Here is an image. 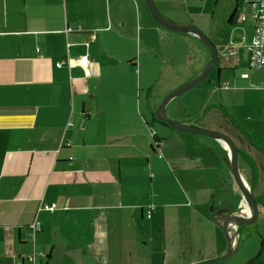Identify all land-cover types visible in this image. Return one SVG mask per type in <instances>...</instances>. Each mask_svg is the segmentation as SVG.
I'll use <instances>...</instances> for the list:
<instances>
[{
	"label": "crops",
	"instance_id": "crops-1",
	"mask_svg": "<svg viewBox=\"0 0 264 264\" xmlns=\"http://www.w3.org/2000/svg\"><path fill=\"white\" fill-rule=\"evenodd\" d=\"M154 1L206 35L220 25L214 75L166 114L231 137L264 209L251 9L240 19L241 0H217L213 11V0ZM201 42L161 26L144 0H0V264H199L225 253L214 216L243 200L226 146L154 122L162 100L205 68ZM226 119L238 131H225Z\"/></svg>",
	"mask_w": 264,
	"mask_h": 264
},
{
	"label": "water",
	"instance_id": "water-1",
	"mask_svg": "<svg viewBox=\"0 0 264 264\" xmlns=\"http://www.w3.org/2000/svg\"><path fill=\"white\" fill-rule=\"evenodd\" d=\"M144 1L150 15L157 23H159L161 26L171 31L192 34L196 36L209 48L211 52L210 60L208 61L204 71L201 72L196 78L181 85L179 88L169 93L162 100L160 105L157 107L155 111V119L158 122L163 123L169 128L174 129L178 132L209 137L217 141H220L223 145L226 146L227 151L229 152V156L226 160V163L229 166L230 172L235 180V183L237 184V186L239 187L240 191L243 194V200L239 210L228 213L222 212L214 216L215 222L220 226L226 238L227 250L220 257L199 264H217L228 259L236 250L239 244V238L241 235L240 229L242 228V226L256 219L258 212V204L256 201V197L254 195V191L252 187L244 180V178L242 177L239 171V164H238L239 153L234 141L228 135L222 132L203 129L195 125L180 123L170 119L166 114V106L172 98H175L183 93H186L188 90L192 89L199 83L208 79L209 74L212 72L214 66L218 61L219 49L218 46L214 42H212L208 38V36L197 26L192 24H179L172 22L161 14L154 0H144ZM238 10H239V6L237 5L233 10L232 14L230 15L229 20H231L237 14ZM245 200L249 204V209L247 211L244 210L243 208V202ZM262 245H264V243H262Z\"/></svg>",
	"mask_w": 264,
	"mask_h": 264
},
{
	"label": "rangeland",
	"instance_id": "rangeland-1",
	"mask_svg": "<svg viewBox=\"0 0 264 264\" xmlns=\"http://www.w3.org/2000/svg\"><path fill=\"white\" fill-rule=\"evenodd\" d=\"M221 3H222V5H224L226 3V0H221ZM210 4L213 6L212 7V11H213V8H215V6L217 5V0H213L212 3L210 2ZM224 24H225V21L223 22V25ZM213 27H214V25H213ZM218 27L219 28L216 31L217 35L216 34H207L208 38L214 43L218 40L217 36L219 35L218 33H219L220 28H221L220 25ZM201 43L204 44L203 42H201ZM205 47L208 49V51H210L206 45H205ZM210 57H211V53H210ZM209 60H210V58H209ZM206 66H207V64H206ZM204 69H203V71H204ZM213 71H212V74L210 73L211 76L214 75ZM228 71H230V70H228ZM228 71H227V69L222 71L223 81L226 79L225 74ZM249 72H251L253 75H258L261 78L258 80L259 83H262V82L264 83V70L251 69V70H249ZM215 73L216 74L218 73V67L215 69ZM210 74L208 76V79H210ZM208 79H206L205 81H208ZM205 81H203V82H205ZM203 82L199 83L198 85L202 84ZM198 85H196V86H198ZM190 90H188L186 92V98H183V100H185L184 102H188L189 101L187 99L188 96L190 94L192 95V93H194V91H195V90H193V88L191 91ZM224 121H225V125H224L223 129L225 131L226 130L227 131L230 130L233 132L238 131L236 128H234V126L231 124V122L228 119H226ZM199 128H202V127H199ZM239 171H240V168H239ZM240 173H241L242 177L244 178V180H246L243 173L241 171H240ZM261 186H262V184H260V183L256 185L257 188H260ZM261 237H264V209H263V207H261L259 205L256 219L245 224V227H244L242 234H241V238H239V240L241 239L239 249L237 251H234V253L228 259H226L223 262L217 263V264H264V247H263L264 245H262L264 240H262Z\"/></svg>",
	"mask_w": 264,
	"mask_h": 264
},
{
	"label": "built area",
	"instance_id": "built-area-1",
	"mask_svg": "<svg viewBox=\"0 0 264 264\" xmlns=\"http://www.w3.org/2000/svg\"><path fill=\"white\" fill-rule=\"evenodd\" d=\"M251 9L252 17L254 20V31L250 44L248 45L249 61L251 68L257 70H264V0H242L240 19L246 18L247 10ZM232 55L236 54L235 51L231 52ZM58 67L62 66V63L57 64ZM264 88V84H262ZM252 87H257L252 85ZM47 209H51L49 206H45ZM153 210V209H151ZM150 218V215H148ZM32 236L39 229V223L36 221L31 225ZM35 255L30 257V262H35Z\"/></svg>",
	"mask_w": 264,
	"mask_h": 264
},
{
	"label": "trees",
	"instance_id": "trees-1",
	"mask_svg": "<svg viewBox=\"0 0 264 264\" xmlns=\"http://www.w3.org/2000/svg\"><path fill=\"white\" fill-rule=\"evenodd\" d=\"M252 36H253V35H252ZM249 60H250V59H249ZM249 62H250V61H249ZM250 66H251V65H250ZM256 70H257V69H256ZM262 84H264V83H260V84H252V85L257 86V87H254V88H253L252 85H251V88H253V89H264L263 86H262ZM225 87H227V84L225 85ZM220 108L223 110V112H224V114H225L226 116H228L229 118H231V115H230L229 111H228L225 107L222 106V107H220ZM154 122L159 123V124L162 125V126H165L166 128H168V129L174 131L176 134H178V135L184 137L185 139H186L187 137L193 136L192 134L181 133V132H178V131H176V130H174V129H171V128H169L168 126H166L165 124L158 122L155 118H154ZM150 132H151V136H152L153 141H154V146H156V147L159 148V146L161 145V140L156 136L155 131L151 130ZM245 134H246V133H245ZM159 157H160V158L163 157V154H162L161 152L159 153ZM250 186L252 187V189L254 188V184H251ZM151 209H153V210H151ZM155 209H156V207L153 206V205L149 207L148 212H147V218H148V215H150V218L152 217L153 211H154ZM150 218H148V219H150ZM214 221H215V220H214ZM217 225H218V224H217ZM218 226H219V225H218ZM240 232H241V229H240ZM263 242H264V241H263Z\"/></svg>",
	"mask_w": 264,
	"mask_h": 264
},
{
	"label": "bare ground",
	"instance_id": "bare-ground-1",
	"mask_svg": "<svg viewBox=\"0 0 264 264\" xmlns=\"http://www.w3.org/2000/svg\"><path fill=\"white\" fill-rule=\"evenodd\" d=\"M244 202H245L246 205H244ZM244 202H243V205H244L243 208H244V210L247 211L249 209V204H248V202L246 200Z\"/></svg>",
	"mask_w": 264,
	"mask_h": 264
}]
</instances>
